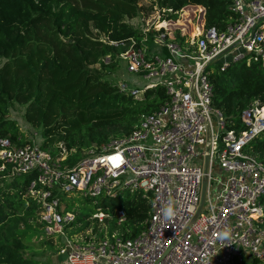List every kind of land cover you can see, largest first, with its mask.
Returning <instances> with one entry per match:
<instances>
[{"label": "built area", "instance_id": "2783aa9c", "mask_svg": "<svg viewBox=\"0 0 264 264\" xmlns=\"http://www.w3.org/2000/svg\"><path fill=\"white\" fill-rule=\"evenodd\" d=\"M227 1L232 15L223 31L205 26L201 6L186 5L153 11L156 18L146 21L139 40L109 42L120 48L115 59L136 76L132 84L116 83L119 92L137 97L162 87L167 96L157 110L140 115L128 136L89 148L72 164L63 144L52 155L33 141L0 138L1 171L36 173L27 192L45 235H60V264H243L242 248L253 264H264V162L245 150L264 130V106L253 101L239 114L240 129H228L212 106L209 79L233 62L264 63V0ZM110 62L106 55L103 63ZM206 155L205 201L194 219ZM126 191L149 198L150 212L136 235H67L75 214L57 192L111 198ZM117 216L119 224L123 211Z\"/></svg>", "mask_w": 264, "mask_h": 264}, {"label": "trees", "instance_id": "16d2710c", "mask_svg": "<svg viewBox=\"0 0 264 264\" xmlns=\"http://www.w3.org/2000/svg\"><path fill=\"white\" fill-rule=\"evenodd\" d=\"M186 5L203 8L206 27L223 31L230 23L227 0H0V138L17 145L28 142L8 116L14 103L24 105L25 119L42 129V149L56 155L58 143L63 142L69 164L89 148L99 150L128 136L141 114L152 113L165 102V90L146 89L137 97L121 93L94 66L118 67L115 57L120 48L110 41L139 40L141 32L126 19L140 12L178 10ZM106 55L111 59L107 65L103 63ZM209 79L212 106L222 112L228 129H240L239 114L253 101L264 106L262 62H233L223 71L214 69ZM245 150L264 162V130ZM35 175L9 177L0 170V264H44L26 254L28 242L39 230L38 205L27 192ZM80 199L83 203L76 208L71 225L86 228L98 221L89 216L106 213L109 218L102 220L108 229L93 226L99 238L105 231L136 235L150 212L149 198L140 191ZM87 206L94 209L85 212ZM118 210L124 213L119 224Z\"/></svg>", "mask_w": 264, "mask_h": 264}, {"label": "rangeland", "instance_id": "374dc122", "mask_svg": "<svg viewBox=\"0 0 264 264\" xmlns=\"http://www.w3.org/2000/svg\"><path fill=\"white\" fill-rule=\"evenodd\" d=\"M151 14H153V16ZM153 18H156V13L154 12L149 13V15L146 14L145 12H140L135 17L131 19H126V20L130 23V25L134 29L141 32L146 27V21L153 20ZM116 64L118 65V67L115 69H109L107 67H104L103 69H101L99 65H95L94 67L96 69H99L102 72L103 76L106 79H108L110 82L121 83L123 81L128 84L134 83L136 76L125 70L124 62L119 59L117 60ZM210 68H214V64H212ZM140 84L141 83H138V86H141ZM24 109H25L24 105L14 103L11 105L8 116L17 122L23 134L22 135L23 140L28 141V142L33 141L40 145V143L43 141V137L41 135L42 129L40 127L33 126L25 119ZM59 144H63V142H59L58 145ZM214 175L217 178H222V174L219 171L214 172ZM57 195L63 201V203L67 206V210L72 211L76 217V214H77L76 208L80 206V204L83 203L80 197H78V195L76 194L66 195L62 192H57ZM93 209H94L93 206H89V207L87 206L84 208V211L91 212ZM94 214L89 216L88 219L93 220L96 217H100V216H103L102 219L109 218V217H106V215H100V214H106L100 211H97V213H94ZM81 225L80 227L79 225H75V226L72 225L70 226L71 228H67L65 230L67 235H72L73 233H81V232L84 233L85 230L93 231L94 225H96V228L99 230L100 228L101 230L108 229V224L104 221L102 222L97 221L96 223L92 222L91 225L83 229H81ZM57 236H55L56 238L46 236L39 223L38 233L35 236H33L32 239L28 242L29 248L26 250V254L28 256H32L33 258H35L36 260H39L40 262H44V264H60L63 257H60L58 254V248H59L61 239H60V235H57ZM242 256H243V264H253L250 258L246 256L243 248H242Z\"/></svg>", "mask_w": 264, "mask_h": 264}, {"label": "water", "instance_id": "95a60500", "mask_svg": "<svg viewBox=\"0 0 264 264\" xmlns=\"http://www.w3.org/2000/svg\"><path fill=\"white\" fill-rule=\"evenodd\" d=\"M217 57H215V58H217ZM203 172H204V175H203V179H202L200 201H199L198 207L196 209V212L194 214V219L197 217V215L202 210V207H203V204H204V201H205V194H206V188H207V173H208V155L205 156Z\"/></svg>", "mask_w": 264, "mask_h": 264}, {"label": "clouds", "instance_id": "9594fccd", "mask_svg": "<svg viewBox=\"0 0 264 264\" xmlns=\"http://www.w3.org/2000/svg\"><path fill=\"white\" fill-rule=\"evenodd\" d=\"M167 214H168L169 216H171V215L173 214V212H172V208H171V207H169V208L167 209Z\"/></svg>", "mask_w": 264, "mask_h": 264}, {"label": "bare ground", "instance_id": "6f19581e", "mask_svg": "<svg viewBox=\"0 0 264 264\" xmlns=\"http://www.w3.org/2000/svg\"><path fill=\"white\" fill-rule=\"evenodd\" d=\"M261 116L264 117V107H263V109H262V111H261Z\"/></svg>", "mask_w": 264, "mask_h": 264}]
</instances>
